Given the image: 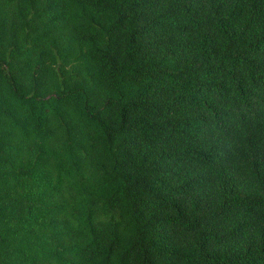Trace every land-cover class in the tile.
Listing matches in <instances>:
<instances>
[{"label": "trees", "instance_id": "obj_1", "mask_svg": "<svg viewBox=\"0 0 264 264\" xmlns=\"http://www.w3.org/2000/svg\"><path fill=\"white\" fill-rule=\"evenodd\" d=\"M0 264H264V0H0Z\"/></svg>", "mask_w": 264, "mask_h": 264}]
</instances>
